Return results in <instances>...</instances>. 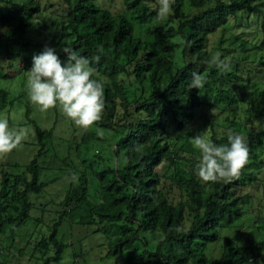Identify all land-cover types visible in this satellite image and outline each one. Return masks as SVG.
<instances>
[{"label": "trees", "instance_id": "1", "mask_svg": "<svg viewBox=\"0 0 264 264\" xmlns=\"http://www.w3.org/2000/svg\"><path fill=\"white\" fill-rule=\"evenodd\" d=\"M121 1L124 12H111L98 0H62L66 6L62 18L46 20L39 26L35 20L43 7L39 0H0V78L11 75L5 69L14 66L18 58L20 71L30 70L33 56L45 46L61 49L62 61L67 59L62 51L65 46L90 60L102 46L99 62L92 61L91 67L95 69L94 78L104 81L103 119L85 131L77 145L88 151L91 142L101 141L108 142L110 149L106 156L95 152L90 163L81 158V168H74L79 170L78 180L69 181L50 224L35 218L33 242L29 239L33 236L31 229L25 231L33 207L30 197L40 194L56 179H39V157L46 154V140L53 129L36 125L35 156L23 171L0 172V264L12 246L21 257L28 247L41 254L28 264L59 261L69 245L65 234L59 232L62 224L69 228L91 226L93 232L104 234L105 241L100 243L107 249L104 257L120 256L123 264H264V240L253 235L237 244L225 235L219 255L209 254L221 230L233 226L243 214L241 204L249 195H235L234 189L259 180L256 152L264 143V101L262 105L258 101L264 89L252 87V99L245 103L251 114H261L263 127L239 132L246 137L249 148L248 163L239 178L228 183H202L195 174L200 153L189 144L190 134L182 132L203 103L213 106L224 100L231 105L241 104L243 96L235 93L243 79L239 74L245 62L254 61L251 53L261 45L247 46L241 34L221 36L218 51L221 59L230 63V70L224 72L209 65L207 41L220 28L224 30L231 18L259 14L264 2L175 0L174 14L193 8L196 12L161 21L157 19V0ZM134 21L145 24L146 39L134 34ZM44 29L52 30V35L45 34ZM32 31L45 36L33 40ZM233 38L240 44L230 46ZM243 52L246 54L242 56ZM193 72L206 77L200 89L190 87ZM11 103L9 92L0 87V110ZM225 119L229 131L221 135L211 122L210 139L216 144L226 143L229 132L238 133L233 129L238 121L228 116ZM97 129H102L103 136L97 135ZM172 133L177 134L172 138ZM177 149H194L191 157H184L189 164L181 160ZM163 160L169 161L168 174L156 169ZM89 177L97 181V200L87 195ZM45 205L40 203L44 211ZM260 207L263 210L256 215L258 231L264 229V201ZM43 223L49 232L46 235L40 233ZM7 226L11 240L26 236L25 241L11 246L4 243L1 236ZM17 228L22 232H16ZM149 236L156 239L151 248ZM141 243L145 248L138 253Z\"/></svg>", "mask_w": 264, "mask_h": 264}, {"label": "rangeland", "instance_id": "2", "mask_svg": "<svg viewBox=\"0 0 264 264\" xmlns=\"http://www.w3.org/2000/svg\"><path fill=\"white\" fill-rule=\"evenodd\" d=\"M39 1L40 4L43 5L42 11L35 16V20L39 23V26L46 20L50 22L53 19L62 18L66 10V6L62 0ZM98 2L111 12H124L121 0H98ZM257 2H264V0H257ZM196 10L197 8H193L189 11L183 9L178 14L173 13L169 18L177 20L185 14L187 16L192 15ZM259 11L257 15L251 13L248 18H231L226 27H224V30L220 28L208 38L206 50L211 52V56L218 51L217 45L221 36H230L231 34H241L244 40H246L247 46L261 45V48L254 49L253 53H251V59H254V61L245 62L244 67H242V75L239 74L243 79L239 78L241 82L237 85L235 93L243 96L244 99L241 104L231 105L224 100L213 106L208 103H203V105L196 110L194 118L182 131L184 135L187 133L190 134L189 140L190 137L197 133H205L210 138L212 131L211 122L213 127L216 128L218 135H221L220 133L224 130L228 132L229 130L226 129L228 121L225 119L227 116L238 121L236 126H233V129L238 131V133L243 132L245 129L256 130L263 127L261 114L254 116L248 111V106L246 107L245 104L252 99V87L264 89V5L261 6ZM43 32L48 36L52 35V30L49 31L48 29H44ZM44 33L39 35L32 31L30 34L33 40H41L45 36ZM134 34L146 39L145 24L134 21ZM231 41H234V43L230 46H233V44H240V41L236 38L234 40L231 39ZM51 47L56 50L58 55L61 53V49L58 47L54 45ZM235 53L236 55L238 54L237 51ZM232 54H229V57H231ZM244 54H246V52H243L242 56ZM262 57L263 59H261ZM20 60L21 58L16 59L14 61V66L5 69L6 72L11 71V75L8 78H0V87L6 89L9 92V99H12L11 104L0 110V119L7 118L10 127H27L30 130V135L29 138L23 142L22 147L13 150L9 154L0 155V172L16 173L23 171L26 164L35 156L38 150L36 125L41 129H53L51 137L46 140L47 152L42 157H39V164L41 166L39 179L40 181L56 179L53 182H49L40 194H32L30 197L33 201V207L29 210L30 218L28 222L30 224L25 227V231L28 233L31 229L30 231L33 233V236L29 239L34 242L35 233L32 228H34L33 222H35V218L39 217V219L41 218L45 223L50 224V220L55 216L54 209L59 208L58 201L63 197L66 187L69 184V177L75 171V167L81 168V158L85 159V163H90L91 159H94L92 157L96 156V154H94L95 152H99L102 156H106L109 154L110 149L108 147V142L104 143L97 141L91 142L88 146L89 150L86 151L87 148L85 149L83 145L79 147L77 144L80 142L84 132L93 129L94 126L85 130L76 126L68 119L59 110V107L42 112L39 110L38 106L33 105L29 101L26 86L28 71H20ZM259 60H262V62H259ZM262 98L258 101L260 105H262L264 101V94ZM211 99L213 100L214 98ZM229 108H231V110H229ZM176 134L177 133H172L171 137L173 138ZM189 144H191V142ZM260 147L261 148L256 152V160L260 164L257 171L259 180L253 183L239 185L234 189L235 195H249L241 204L243 214L241 218L234 222L233 226L221 230L220 239L212 243L209 247V254L211 256L219 255L222 237L225 235H230L235 244L243 242L245 237L251 235H253L255 239L259 238L261 240V238H263L264 240V229H260L259 231L256 229L257 224H259L256 215L263 210L260 206L261 202L264 201V143ZM90 148L92 149L90 150ZM112 148H114V145H112ZM193 151L176 150L181 160L186 162V164H189L190 161L189 159H184V157H191ZM78 153L80 154L78 155ZM93 166H95L94 163ZM168 166L169 161L163 160L156 166V169L160 173L168 174L171 169V167ZM86 171L87 174H89L88 168H86ZM75 172L78 174L79 170L77 169ZM96 183L97 181L94 178L89 177L87 195L92 200L98 199L97 188L95 186ZM42 202L47 203V205H45V211L40 208V203ZM45 223L40 224L41 228H39L40 233L44 235L49 233ZM16 230V232H22V229L17 228ZM59 232L65 234V242L69 245L63 250L59 261H52L50 264H123V258L120 256L104 257L107 249L105 245L100 243H104L105 236L100 232H93L91 226L84 227L73 225L69 228L67 224H62ZM2 233L4 234L1 236L2 241L6 244H10V246L25 241L24 239L26 236H24L23 239L21 236H16L15 239L11 240L8 235V226ZM6 236H8V238ZM39 236L40 235H38V237ZM150 236V242H148L149 248L153 247L152 245L156 243V239ZM144 248L145 245L141 243L138 253ZM12 249L15 250V247L12 246L11 249H9V255L3 260V264L34 263L36 258L39 255L41 256L38 251H30L31 247H28L29 250L26 248L22 257L17 255ZM50 252H52V250ZM261 252L264 253V249H262Z\"/></svg>", "mask_w": 264, "mask_h": 264}, {"label": "clouds", "instance_id": "3", "mask_svg": "<svg viewBox=\"0 0 264 264\" xmlns=\"http://www.w3.org/2000/svg\"><path fill=\"white\" fill-rule=\"evenodd\" d=\"M157 3V19L167 20L173 14L175 0H157ZM62 51L67 57L65 61L48 46L33 56L26 80L28 98L42 112L59 107L76 126L87 130L103 119L105 110L104 81L94 78L95 69L91 67L92 61L99 62L103 48L98 47V54L91 60L69 46ZM209 65L224 72L230 70V63L221 59L219 51L211 56ZM205 82V76L191 74V88L200 89ZM29 135L27 127H10L7 118L0 119V155L22 147ZM97 135L103 136V132L97 129ZM190 142L200 153L195 174L202 183L231 182L239 178L248 163L247 139L240 133L229 132L227 142L221 144L214 143L205 133H197L190 137ZM136 150H140L139 146ZM69 179L76 182L78 176L73 172Z\"/></svg>", "mask_w": 264, "mask_h": 264}]
</instances>
